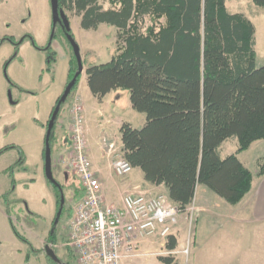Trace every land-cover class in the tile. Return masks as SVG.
I'll return each instance as SVG.
<instances>
[{"label": "trees", "instance_id": "1", "mask_svg": "<svg viewBox=\"0 0 264 264\" xmlns=\"http://www.w3.org/2000/svg\"><path fill=\"white\" fill-rule=\"evenodd\" d=\"M227 1L58 0L59 9L80 18L82 30L106 25L117 31L111 60L85 69L88 89L97 100L118 90L129 94L132 110L144 114L146 123L140 129L127 123L120 126L122 158L140 170L146 183L163 186L181 210L193 203L200 186L227 204L238 205L250 192L253 176L236 155L264 141V65L256 66L255 28L244 15L230 13ZM252 3L264 10V0ZM145 18L151 24L142 30ZM51 57L54 63L56 53L52 51ZM76 72L72 53L67 84ZM79 80L54 121L51 156L62 107L69 98L71 104ZM231 138L237 139L236 154L221 159L219 149ZM9 149L14 148H4L0 155ZM263 174L264 165L257 177ZM47 182L55 193L57 213L62 212L58 186ZM7 195L2 200L10 217ZM9 222L17 239L39 254ZM55 238L51 231L48 241L53 244ZM177 246V240L169 238L165 248L172 252ZM29 258L27 254L25 261ZM158 260L175 264L171 256ZM45 261L68 264L47 254Z\"/></svg>", "mask_w": 264, "mask_h": 264}, {"label": "rangeland", "instance_id": "2", "mask_svg": "<svg viewBox=\"0 0 264 264\" xmlns=\"http://www.w3.org/2000/svg\"><path fill=\"white\" fill-rule=\"evenodd\" d=\"M226 6L230 12L243 13L251 20L255 28L256 64L257 67L264 65V10L256 7L252 0H229ZM107 7L105 4L104 8ZM65 13L69 19V32L64 30L61 21L53 28L50 0H0V150L14 148L0 155V185L7 191L11 204L8 217L0 194V264H46L45 253L53 249L59 258L66 257L64 243L68 224L78 197L83 192L77 176L63 164V160L68 159L71 153H61V166H55L53 153L52 174L63 199V210L57 213L55 193L43 170V126L47 124L57 98L64 93L73 43L79 48L83 74L90 65L105 64L111 60L116 47V35L115 29L106 25L96 31H84L74 20L73 14ZM144 21L142 30L151 24L148 18ZM52 51L56 52L54 63L50 62ZM82 74L79 80V84L85 86L81 94L82 101L76 93L78 84L70 106L77 99L83 107L84 131L86 127L89 130L85 141L90 166V157L98 152V144L103 137L112 139L110 145L113 146L114 155L117 159L122 158L116 123L123 119L137 127L136 117L133 116L144 114L131 108L130 111L125 109L124 99L115 103L117 105L111 104L110 99L104 103L89 99L85 75ZM114 92L117 95L120 92L127 93L121 90ZM69 99L57 121L55 143L58 139L70 136L69 116L64 114H67ZM108 119L111 120V126L106 124ZM237 148L236 138L227 140L219 149L220 158L235 155ZM236 157L253 176H257L259 167L264 165V141L252 144ZM21 158L22 165L19 164ZM131 174L140 178L138 170ZM192 206L195 207L192 221L190 223V215L187 220L182 218L177 235L178 246L173 255H166L156 245L153 258L171 256L175 264H262L264 236L253 234L248 242L250 248L245 251L243 246L247 237L238 232V225L227 221L230 217L228 211L233 210L234 206L203 186L196 190ZM3 207L5 210H2ZM28 212L37 214L38 218ZM205 214L210 218L203 217ZM9 220L39 254L34 255L17 239ZM51 231L57 234L53 247L48 241ZM186 248L188 253L184 255ZM18 251L21 256H18ZM27 254L30 255L28 262L25 261ZM70 264H74L73 259ZM125 264L146 262L142 259L134 262L127 260Z\"/></svg>", "mask_w": 264, "mask_h": 264}, {"label": "built area", "instance_id": "3", "mask_svg": "<svg viewBox=\"0 0 264 264\" xmlns=\"http://www.w3.org/2000/svg\"><path fill=\"white\" fill-rule=\"evenodd\" d=\"M69 125L71 156L63 164L79 179L83 197L75 205L64 246L76 264H123L124 259L138 256L140 247L147 243L159 244L166 255H173L174 251L166 250V242L177 240L183 217L187 220L190 215L191 223L193 203L181 210L162 192L135 188L122 197L120 205L105 204L101 184L87 157L83 107L77 99L70 107ZM112 171L115 177L126 178L133 168L119 158Z\"/></svg>", "mask_w": 264, "mask_h": 264}, {"label": "crops", "instance_id": "4", "mask_svg": "<svg viewBox=\"0 0 264 264\" xmlns=\"http://www.w3.org/2000/svg\"><path fill=\"white\" fill-rule=\"evenodd\" d=\"M227 2H229V0ZM228 11H229V9H228ZM230 13L244 15L243 13H237V12H230ZM245 17L247 19H249V17H247V16H245ZM67 18H68V16H67ZM75 19L78 21V24L80 27V18L74 16V20ZM250 22H251V20H250ZM101 26L102 25H100L98 27V29ZM116 32L117 31L115 30V35H116ZM255 41H256V39H255ZM255 44H256V42H255ZM256 66H257V64H256ZM82 75H85V72ZM84 77H85L86 86H87L86 75ZM84 88H85V86L79 84V87H78L77 92H76L77 95L79 96V98L81 99V101H82V95L81 94H82ZM87 88H88V86H87ZM85 95L86 94H84V96ZM89 95H90L89 97H91L89 99H96L91 95L90 91H89ZM116 95H117L116 92H111L110 94L106 95L103 99L98 100V101L100 103H104L105 100L107 101V99H110L109 100L110 103L115 104V103H118L119 100L124 99V102H123L124 107H125V109H129L128 111H130L131 105H130V101H129V94L120 92L119 95H117V96ZM115 105H117V104H115ZM69 108H70V105L68 106L67 114L64 113L66 116H68ZM101 114L102 113H100V115ZM128 114L134 115L131 112H128ZM133 117H136L137 124H138L137 127H134L132 125V123H130L129 121H123V119H120V121L117 122L116 123L117 125L115 126L117 131L119 132V128L123 123H127V124L131 125V127L134 129H140L145 125V123H146L145 115H142V116L138 115V116H133ZM106 124H107V126H111L112 125L111 120L108 119L106 121ZM88 131L89 130L86 127V131H85L86 136L88 134ZM111 140L112 139H109L108 137H103L101 142L98 144L99 148H98V152H96L97 154L95 153V154H93L92 157H90L92 171L95 173L97 179L99 180V182L101 184V191H102V196H103V200H104L105 204L113 205V206L120 205L122 197L125 194L132 192L135 188H139L140 190H145V191H150V192H162V193L167 195V191L163 186H152V185L146 183L144 181L142 173L138 169H133V171L138 170L140 172V178L138 176H136V177L132 176V174H130L126 178L115 177L113 174V171H112V164L114 163V161L117 160L118 157L114 155L115 152H114L113 146L110 145ZM65 144H66L65 148H63V145H65ZM111 146H112V149L110 148ZM121 150H122V144L119 147L120 155H122ZM69 151H70V138L67 139L65 137L61 140L58 139L56 141V143L54 144V148H53L55 166H61V163L59 160L61 158V153L62 152L67 153ZM87 151H88V149H87ZM88 153H89V151H88ZM42 154H43V152H42ZM43 166H44V163H43ZM43 170H44V167H43ZM3 172L4 171H2L1 173H3ZM20 184H22V183H20ZM0 189L2 190L0 193L1 197H2L4 194L7 193V191L6 190L4 191V189H2V185H0ZM82 197H83V192L80 193V195L78 197V201ZM2 210H5L4 207L2 208ZM27 214L34 215V217L38 218V215L34 214L32 212H28ZM228 214H230V217H229V220H227V221L233 225H238L240 227V228H238L239 229L238 232H240L241 235H245V237H247L246 244H244V246H243V249L245 251H247L250 248L249 247L250 244H248L249 238L251 239L253 234H260L261 236H264V174L261 177L253 176L252 187H251L250 192L244 197V199L238 205L233 207V210L228 211ZM6 216L7 215H5L4 217H6ZM205 216L209 217L206 214L203 217H205ZM6 219H7V217H6ZM211 219H212V217H211ZM56 236H57V234H56ZM201 242H203V245H204L203 237L201 239ZM156 245L158 247H160V245L156 244V243L143 244L140 247V250L138 251V256H136L134 258H130V259H124L123 264H125V261H127V260L134 262V260H138V259H142L144 262H146V264H162L159 262L158 259L153 258L155 255L154 253L157 250ZM262 246L260 245L259 247H262ZM196 249H198V248H196ZM52 252L54 253V255L56 256V259L60 263H69L70 264V261H72V259H73L74 264H75V258L73 257V255L69 249H67V248L64 249V252L66 255V257H64V258H59L58 255L56 254L55 249H53ZM18 256H21L19 251H18ZM262 264H264V261H262Z\"/></svg>", "mask_w": 264, "mask_h": 264}, {"label": "water", "instance_id": "5", "mask_svg": "<svg viewBox=\"0 0 264 264\" xmlns=\"http://www.w3.org/2000/svg\"><path fill=\"white\" fill-rule=\"evenodd\" d=\"M50 5H51V12H52L53 28H55V25L58 21L59 22L61 21V24H62L64 30L66 32H69L70 31L69 20L66 16L65 12L63 10L59 9L58 0H50ZM72 46L73 47L71 49H72L73 55H74L76 62H77V72L74 75L73 79L65 87L64 93L61 95L57 105L55 106V108L51 114L50 120L48 122L46 133H45L44 174H45V178L48 181L55 183V184H56V182L54 181L53 174H52V165H51L52 159H51V151H50V147H49V138L51 135V130H52L53 125H54V121L58 115L59 109H60L61 105L65 102L66 98L68 97L69 93L71 92L72 87L76 83V80L81 76L82 70H83V67H82L81 61H80L79 48L74 43ZM62 202H63V199L61 197V203ZM45 254L53 257V259L56 262H59L56 259L55 255L52 251H47Z\"/></svg>", "mask_w": 264, "mask_h": 264}, {"label": "flooded vegetation", "instance_id": "6", "mask_svg": "<svg viewBox=\"0 0 264 264\" xmlns=\"http://www.w3.org/2000/svg\"><path fill=\"white\" fill-rule=\"evenodd\" d=\"M16 49H17V48H16ZM57 99H58V98H57ZM68 116H69V124H70V108H69Z\"/></svg>", "mask_w": 264, "mask_h": 264}]
</instances>
